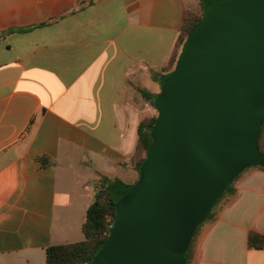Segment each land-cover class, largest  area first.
Wrapping results in <instances>:
<instances>
[{
	"label": "crops",
	"instance_id": "crops-1",
	"mask_svg": "<svg viewBox=\"0 0 264 264\" xmlns=\"http://www.w3.org/2000/svg\"><path fill=\"white\" fill-rule=\"evenodd\" d=\"M198 6L0 0V264H47L49 247L85 239L104 178L139 180L140 127L158 115L185 13ZM234 187L192 264H264V250L248 246L251 231L264 235V169Z\"/></svg>",
	"mask_w": 264,
	"mask_h": 264
},
{
	"label": "water",
	"instance_id": "water-1",
	"mask_svg": "<svg viewBox=\"0 0 264 264\" xmlns=\"http://www.w3.org/2000/svg\"><path fill=\"white\" fill-rule=\"evenodd\" d=\"M155 101L154 145L91 264H188L198 226L232 182L263 167L264 0H202Z\"/></svg>",
	"mask_w": 264,
	"mask_h": 264
},
{
	"label": "trees",
	"instance_id": "trees-1",
	"mask_svg": "<svg viewBox=\"0 0 264 264\" xmlns=\"http://www.w3.org/2000/svg\"><path fill=\"white\" fill-rule=\"evenodd\" d=\"M203 19H204V5H203V1L200 0V11L198 12L186 11L185 13L183 29L181 31L170 64L166 68V71L168 72V76L171 75L174 69L176 68L182 49L188 37L201 24ZM146 96L148 100L153 99V96L151 94L146 93ZM157 120H158V115L144 121L140 127L139 145L136 156L133 160V163L135 165L136 170L139 173V176H141V170L146 162L147 155L154 145L152 130L156 125ZM263 137H264V124L262 127V134L260 137V149L264 155V151L261 145ZM40 162L43 165L48 164V160L46 158H41ZM260 168L264 169V166ZM243 173L235 178V180L226 190V192L221 197V199L213 207L208 218L198 226L197 230L194 233L190 247L188 249V254H187L188 264H192L194 260L197 236L199 235L200 231L206 224L213 223L218 219L220 210L222 209L224 203L235 195L236 192L234 187L235 183L243 175ZM138 181L135 184H137ZM107 182H109V185L107 184ZM116 184H117L116 182H112L111 180L104 178L101 188L97 193L96 201L89 208L86 222L82 227V231L84 233L85 239L80 242L60 244L49 247L46 250L47 264H91L92 263L99 248L109 239L111 228L117 216V203L111 192L112 188ZM133 185H129V186H133ZM248 246L250 249L264 250V235L256 231H251L248 237Z\"/></svg>",
	"mask_w": 264,
	"mask_h": 264
},
{
	"label": "rangeland",
	"instance_id": "rangeland-1",
	"mask_svg": "<svg viewBox=\"0 0 264 264\" xmlns=\"http://www.w3.org/2000/svg\"><path fill=\"white\" fill-rule=\"evenodd\" d=\"M197 2H198V4H199V6H198V8H194V10L198 12V11H200V1L197 0ZM196 7H197V6H196ZM127 185H129V184H127Z\"/></svg>",
	"mask_w": 264,
	"mask_h": 264
}]
</instances>
